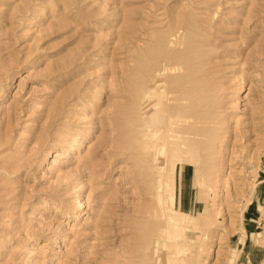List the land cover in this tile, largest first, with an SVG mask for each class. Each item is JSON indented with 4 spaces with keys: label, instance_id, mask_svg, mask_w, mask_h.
Here are the masks:
<instances>
[{
    "label": "rangeland",
    "instance_id": "rangeland-1",
    "mask_svg": "<svg viewBox=\"0 0 264 264\" xmlns=\"http://www.w3.org/2000/svg\"><path fill=\"white\" fill-rule=\"evenodd\" d=\"M0 264H264V0H0Z\"/></svg>",
    "mask_w": 264,
    "mask_h": 264
},
{
    "label": "bare ground",
    "instance_id": "bare-ground-1",
    "mask_svg": "<svg viewBox=\"0 0 264 264\" xmlns=\"http://www.w3.org/2000/svg\"><path fill=\"white\" fill-rule=\"evenodd\" d=\"M176 37V36H175ZM179 68H180V66H178V65H170V66H166V65H161L160 66V68L158 67L157 69H154V71H153V73H151V76H152V78H151V83L150 82H148L149 83V85L151 84V88H147L146 89V97H147V101H146V105H145V107H143V112H144V114H147V113H152V111H153V109L155 108V107H157V106H159L160 104H162L163 103V100H164V98L166 99L165 101H167V102H165V103H171V102H181V101H184V100H182L183 99V97H180V95H179V93L178 92H173V93H166V92H160L159 90V88L157 87V86H159V84L160 83H163V82H165V81H168V83H169V80H168V75H171L172 73H173V71L174 70H178L179 71ZM181 69V68H180ZM177 71V72H178ZM170 84V83H169ZM148 85V86H149ZM161 85V84H160ZM162 86V85H161ZM163 87V86H162ZM165 87V86H164ZM154 89H157L156 90V92L154 91ZM134 90V89H133ZM135 91V90H134ZM171 91H173L172 89H171ZM135 92H137V91H135ZM168 92V91H167ZM133 94H134V92H132ZM137 93H135V96H137L136 95ZM138 101L134 98V100H133V106L136 108V103H137ZM179 102V103H180ZM178 103V104H179ZM180 104H182V103H180ZM167 105H169V106H172V103H171V105L170 104H167ZM160 106H162V105H160ZM179 106V105H178ZM176 107L177 106H173V109L171 110V111H173V115H171V116H174V117H171L170 118V125L172 126V127H174V128H181V129H184V128H182V126H193L195 123H196V121H203V120H205V119H207V118H205V117H203L202 115H199V114H193V113H191V114H186L187 116H185L184 117V119H178L177 118V116L175 117V111H176ZM166 108H167V106H166ZM165 108V109H166ZM165 109H163V111L165 110ZM171 109V108H170ZM155 110V109H154ZM158 110H161V109H158ZM167 110V109H166ZM166 110H165V112H166ZM170 112V111H169ZM183 113V112H182ZM164 114V113H163ZM176 114H179V113H176ZM155 115V114H154ZM147 116V115H146ZM152 116V115H151ZM180 118V117H179ZM152 119V118H151ZM162 119V118H161ZM164 119V118H163ZM169 119V118H168ZM135 120H138V118L137 119H135ZM155 120V119H154ZM160 121V120H159ZM136 121H134V123H135ZM155 122V121H154ZM137 124H138V121L136 122ZM165 124H167V123H165ZM164 125V124H163ZM145 126V125H144ZM158 126V125H157ZM144 128V127H143ZM149 126H148V131L147 132H150L149 131ZM170 129V128H169ZM152 130V129H151ZM168 131V128L167 127H161V128H155V129H153L150 133H146L145 132V134H146V138H145V148H146V150H145V152H147V154H148V157H149V160L147 161V160H145V164H144V166L147 168V169H153L154 170V172H155V180H156V182H158V184H160V182H162L163 181V179H162V174H163V170L165 169V165L167 164V160H166V158H165V155H166V153L169 151V150H173V151H176L177 150V148L178 147H175V146H169L167 143H166V140H165V134L166 133H168L167 132ZM178 131V130H177ZM181 131V130H180ZM188 135V140L190 141L191 140V142H192V140H193V132L192 133H190V134H187V130H185L184 131V133H182L181 134V136L182 137H186V135ZM169 135V134H168ZM143 136V135H142ZM135 137V136H134ZM168 137H170V136H168ZM195 137V136H194ZM203 137V136H202ZM175 138V137H174ZM178 139V138H177ZM195 139V138H194ZM133 140H134V138H133ZM170 140H171V138H170ZM136 141V140H135ZM186 141V140H185ZM204 141V140H203ZM168 142H169V140H168ZM184 142V141H183ZM174 143V142H173ZM188 143V142H187ZM179 143H175V145H178ZM166 145H168L170 148L169 149H167L166 148ZM182 148V147H181ZM185 148V147H184ZM181 152V151H180ZM169 155H171L170 153H169ZM146 157V156H145ZM180 161L181 162H187V163H193V164H197V162H198V160H197V162L194 160V159H192V158H188V157H186V158H180ZM175 162H176V160H174V162H172L171 163V166H175ZM198 166V165H197ZM145 178H144V180H146V182H145V187H144V190H146L147 189V184H149V183H147L148 181H147V177L148 176H144ZM169 177V176H168ZM157 184V183H156ZM156 188H157V186H156ZM148 213V212H147ZM155 213V212H154ZM174 220H176L177 218H173Z\"/></svg>",
    "mask_w": 264,
    "mask_h": 264
}]
</instances>
